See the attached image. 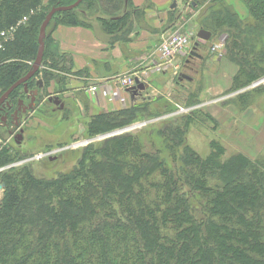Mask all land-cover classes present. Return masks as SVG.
Masks as SVG:
<instances>
[{
    "label": "trees",
    "instance_id": "16d2710c",
    "mask_svg": "<svg viewBox=\"0 0 264 264\" xmlns=\"http://www.w3.org/2000/svg\"><path fill=\"white\" fill-rule=\"evenodd\" d=\"M74 1L0 0V95L31 68L39 27L49 9ZM251 1V15L256 17L254 11L258 7L264 11V1ZM99 3H104L106 13L116 14L107 25L116 27L125 19L123 35L116 37L125 40L140 9L130 0ZM193 3L198 9L202 2L188 1L191 7ZM76 9L56 12L51 20L82 25L85 11L80 14ZM169 20L175 21L172 14ZM41 64L27 86L32 89L39 78L45 94H50L47 87L54 77L55 92L63 91L65 78L53 70L86 74L74 68L72 58L63 54L57 58L46 48ZM259 76L254 74L251 80ZM20 89L8 96L10 111L23 94ZM162 99L95 113L86 123L85 135L154 119L165 112L158 110V103H168ZM151 103L157 108H150ZM173 130L167 140L177 139L179 147L184 138L179 129ZM183 146L182 166L175 170L168 168L152 143L143 147L137 132H125L97 146L88 144L74 169L50 179L37 178L29 167L0 171V264H264V155L252 158L237 150L221 161L217 148L201 157L186 143ZM169 150L172 158L178 155ZM15 157L16 153L0 150V168ZM154 172L159 178L151 180Z\"/></svg>",
    "mask_w": 264,
    "mask_h": 264
},
{
    "label": "rangeland",
    "instance_id": "374dc122",
    "mask_svg": "<svg viewBox=\"0 0 264 264\" xmlns=\"http://www.w3.org/2000/svg\"><path fill=\"white\" fill-rule=\"evenodd\" d=\"M144 1L147 5L158 6L159 10L157 9V11H160L161 15L165 17L164 9L168 0ZM182 1L185 5L189 0ZM199 1L202 2L199 4L200 7L198 9L187 7L185 12L187 14L182 15V18L176 19L172 14L176 23L172 29H166L167 22L170 23L168 17L164 23L165 29H162L158 34V41L160 43L162 38L171 32H186L191 34V42L196 41V29L203 26L212 34V37L205 43L200 41L201 45L196 51L203 57V61L200 62L199 58H191L190 61H187L188 54L186 55L183 51L173 58L171 64L164 62L163 66L170 69L172 78H169L167 74L164 79L161 77L153 80L159 90L157 89L158 95L153 96L151 101L157 97L163 98L162 101L168 103L167 105L158 103V110H165V112L158 114L154 121L151 120L142 127L125 131L137 132L138 141L143 147H148L152 143L155 148L161 150L160 158L172 170H175V166H182L180 156L185 143L201 157H206L213 148H217L221 153L219 154L221 161L234 155L237 150L252 158L264 155V22L262 20L264 11L260 12L261 7H258L254 11L256 17L252 16L253 2L251 0H207L206 3H203L202 0ZM42 3L46 4L48 0H42ZM132 7L137 8L133 5ZM138 9L141 12L139 18L133 12H130L129 17L135 16L139 27L146 29L148 25L143 20L144 10ZM82 10L85 11L84 14H81ZM177 11L179 10L177 9ZM216 11H219L221 16H216ZM76 12H80V20L83 22L77 27L84 29L87 33H81L76 29L66 31L65 39L57 45L59 53H52L57 58L58 55L63 54L66 59H70L71 52H79L83 58L94 61L93 63L98 69L103 61L96 62L92 55L99 54L103 44H107L112 52L110 53L107 49L103 50L104 56L110 54L109 56L113 58L119 54L116 49H113V44L123 43L121 42L123 39L118 38L120 40H117L116 37L123 35L121 29L125 27L122 26L125 19L122 24L116 27L107 25L110 16L116 14L106 13L104 3H99V0L83 1L77 5ZM205 16L209 18L207 23L204 22ZM232 16L236 20L231 18ZM58 26L59 24L54 20H51L47 25L44 49L50 51L51 34ZM87 34H91L92 37ZM134 34L127 35L126 41L129 42L127 45L133 47L131 53L136 55L141 49H144L140 47L143 43L141 42L143 33ZM232 36L234 44H236L234 46ZM216 44H222V46L215 48ZM86 64L89 65V62ZM175 66L177 68H174ZM42 68L41 64L39 70ZM176 71L179 74H185L188 78L178 79L174 73ZM52 72L56 76L65 78L62 83L63 91L55 92L57 87L55 80L57 79L54 77L55 80L51 81L47 87L50 94H45L42 88L38 89L35 102L36 110L31 115L23 113L19 129L0 126V150L6 149L11 154L16 153L14 160L2 166L0 171L29 167L37 178L56 177V175L67 173L76 167L83 154V149L88 144L97 146L105 138L112 136L111 132L124 128L123 126L108 130L95 136L85 135V126L89 118L95 113L110 111V107L90 106L88 98L84 94L85 89L75 91V84H78L76 81L88 85L89 81L77 80V78L85 77L86 74L74 76L62 70H53ZM254 74L260 76L251 80L254 78ZM258 80L260 81L257 82ZM120 86H122L121 82ZM160 86H162L161 89ZM34 88L36 85L32 89ZM53 95L63 102V110L60 111L46 101L47 96L50 100L54 98ZM189 95L192 96L190 99H188ZM114 96L113 93V98H115ZM19 97L24 98L25 102L29 101L28 94H22ZM150 108L157 107L151 103ZM138 120L134 122H138ZM175 128L179 129L180 137H183L185 141L180 143L179 147L174 143L177 139L173 143H169L167 140L168 133H172ZM160 130L165 132L164 135L158 133ZM79 140L82 141L79 147L71 148L69 146L70 143ZM57 147L58 149H56ZM170 147L178 154L175 155V158L171 157ZM53 149L56 150L53 151ZM38 153H41V156L36 157ZM49 155H55V157L48 159ZM157 173L154 172L150 179L159 178ZM232 191L230 190L228 193ZM2 192L3 188L0 199ZM200 199L198 197L193 201L195 203ZM210 263H213L211 259Z\"/></svg>",
    "mask_w": 264,
    "mask_h": 264
},
{
    "label": "crops",
    "instance_id": "0c3cea01",
    "mask_svg": "<svg viewBox=\"0 0 264 264\" xmlns=\"http://www.w3.org/2000/svg\"><path fill=\"white\" fill-rule=\"evenodd\" d=\"M130 1L132 2L133 6L142 8L144 10L143 20L147 22L148 28L145 29L141 28V26L139 27V25L137 24V20H134L132 23V28L127 35H133L134 33L136 34L142 32L143 40L141 42L143 43L140 47L144 49H141L140 52L136 55L132 54L131 52L133 51V47L127 45V43L129 44V42H127L125 39L121 41L123 42L122 44H113V49H116L119 54L111 58L109 56L110 54H105L104 56L103 50L107 49V51L110 52V47L107 44H103L101 45L102 49L99 54L92 55L93 60H95L96 62H99V60L103 61V64H100L98 66V69L94 65V61H89L83 58L79 54V52H71V58L74 68L76 70L85 69L87 72L85 77L77 78V80L89 81L87 83L88 85H84L80 81H76L79 85L75 84V91L85 89L84 94L88 98L90 106H109L110 111L129 108L135 103L139 104L144 102L145 100H151L153 96L155 97L159 89L158 86L153 83V80L161 77H163L164 79L167 74L169 78H172L170 69H164L165 67L162 65L161 61L157 59L158 55L156 52V47L159 43L158 34L162 29H165L164 23L166 22V20H168V17L170 18L171 14H173L176 18H182V15L187 14L185 13L187 7L193 9L195 7V3H193L191 7L189 6L188 1L184 5L182 0H168V4L164 9L165 17H163V15H161V12L157 11L158 6L156 7L147 5L144 0ZM189 2L192 1L190 0ZM177 9L179 11H177ZM167 24L168 26L166 27V29H172L176 25L175 21H170V23L167 22ZM198 28H203V26H200ZM198 28L196 29V32ZM74 29L80 31L81 33H87V31L77 26L59 25L51 34L52 43L50 44L49 50L53 53H59V48L57 46L58 43L63 42V40L65 39L66 31H72ZM205 30L209 31L208 29ZM87 35L92 37L91 34ZM211 37L212 34L210 38ZM202 58L203 57L199 59L200 62L203 61ZM87 62H89V65L86 64ZM121 76H129L131 78L133 77L134 79L138 78L145 85V89L140 91L139 95L137 96L140 102L131 99L130 94L125 91L126 88L123 85L120 86V82L118 79ZM161 88L162 86H160V89ZM113 93L115 94V98H113ZM98 109L100 111V108ZM101 109L106 110L103 107H101Z\"/></svg>",
    "mask_w": 264,
    "mask_h": 264
},
{
    "label": "water",
    "instance_id": "95a60500",
    "mask_svg": "<svg viewBox=\"0 0 264 264\" xmlns=\"http://www.w3.org/2000/svg\"><path fill=\"white\" fill-rule=\"evenodd\" d=\"M82 0H76L71 4L68 5H60V6H52L49 11L46 13L43 21L40 24L39 27V33H38V49H37V53H36V57L31 65V68L28 70V72L22 76L21 78H19L16 82H14L6 91H4L1 95H0V106H2L4 103L6 104V106L8 108H10L9 104L7 103L6 99L7 97L10 95V93L16 89L17 87H19L20 85L22 86V89L20 90V92H24L27 93L30 96V103L26 106L22 108V112H25L26 109L32 108V105L35 101L37 92H38V88H41L43 85V81L41 79H36L35 80V85L36 88L29 90L28 86H27V81L30 80L35 73L39 70L40 66H41V60H42V56H43V51H44V38H45V32H46V27L48 25V23L50 22L52 16L54 15V13L56 12H60V11H66V10H71L73 8H75ZM197 37L203 39V40H208L211 36V33L203 28H200L197 31ZM198 56L201 58V55L197 54V52H195L194 49H192V51L190 52V56ZM180 77H184V78H188V76H186L185 74L181 73ZM260 80H258L257 82H259ZM255 82V83H257ZM145 89V85L138 79L136 78L134 80V84L132 86H129L125 89V91L127 93L130 94L131 99L136 100L137 102H140L137 98V96L139 95L140 91ZM60 100L58 99L57 96H55L54 98V102L58 103ZM21 105H22V100L18 101L17 104V108L13 111L12 113V117L13 120L18 119V115H19V109H21ZM60 107H63V104H60ZM6 120V116H1L0 117V124L5 122ZM147 123V121H145ZM143 122V123H145ZM18 123V122H17ZM133 126H136L135 124H132L124 129H120L117 131H113L111 132L112 135L118 134L120 131L128 129V128H132ZM98 138H101L100 136ZM3 188V184L0 183V193L1 190Z\"/></svg>",
    "mask_w": 264,
    "mask_h": 264
},
{
    "label": "built area",
    "instance_id": "2783aa9c",
    "mask_svg": "<svg viewBox=\"0 0 264 264\" xmlns=\"http://www.w3.org/2000/svg\"><path fill=\"white\" fill-rule=\"evenodd\" d=\"M190 41H191V36L188 33H186V32H184V33H182V32H171L170 34H168L167 36L162 38L161 42L156 47L157 48L156 52H157V55H158V59L161 61L162 65H163L164 62H167V64H171L173 58L176 55L180 54L183 51H185V53L188 52ZM221 46H222V44H219V45L216 44L215 48H218V47H221ZM174 68H177V67L175 66ZM118 80L124 86H128V85H131L133 83V79L130 78L129 76H121ZM155 119H152V121H154ZM134 124L136 126H133L132 128H128V129L122 130L119 133H122V132H125V131H130V130L136 129L138 127H142L145 123L137 122V123H134ZM128 126H130V125H127L124 128H126ZM124 128H122V129H124ZM118 130H120V129H118ZM115 131H117V130H115ZM96 139H98V138H96ZM81 142L82 141H75V142L69 144V146L71 148L79 147ZM56 149H58V148H56ZM55 150L53 149V151H55ZM36 155H35L36 157H39V156H41V153H38Z\"/></svg>",
    "mask_w": 264,
    "mask_h": 264
},
{
    "label": "flooded vegetation",
    "instance_id": "af4514ba",
    "mask_svg": "<svg viewBox=\"0 0 264 264\" xmlns=\"http://www.w3.org/2000/svg\"><path fill=\"white\" fill-rule=\"evenodd\" d=\"M190 1V0H189ZM192 1V0H191ZM190 6V5H189ZM23 93V92H22ZM23 94H25V95H27L26 93H23ZM38 95V94H37ZM37 95H36V98H35V101H34V103H33V105H32V108H29V109H26V111L25 112H22V108L23 107H26L29 103H30V96H29V101L28 102H25L24 101V98H20V97H18L17 98V100H16V106H15V108L14 109H12L11 111H10V108H8L7 106H6V104L4 103L2 106H0V117L1 116H6V120H5V122H3V123H1L0 124V126H5V127H12V129L13 128H15V127H17L18 128V126H20V124L22 123V120H21V117H22V115H23V113H28V114H33L34 112H35V108H36V105L37 104H35V102H36V100H37ZM49 96V95H48ZM48 96H47V98H46V101L47 102H50L52 105H53V107H55V108H57V109H59L60 111L61 110H63V108H64V104H63V102L60 100L58 103H55L54 102V98H55V96L53 95V97L54 98H52V99H50V100H48ZM27 97V96H26ZM8 98V97H7ZM19 100H22V105H21V109H19V115H18V119H17V121L16 120H13V117L11 116L12 115V113H13V111L17 108V104H18V101ZM6 101H7V103L9 104V100L8 99H6ZM63 104V107L61 108L60 107V104ZM9 106H10V104H9ZM18 122V123H17ZM19 129V128H18ZM18 137V136H17ZM71 144V143H70ZM58 148V147H57Z\"/></svg>",
    "mask_w": 264,
    "mask_h": 264
}]
</instances>
